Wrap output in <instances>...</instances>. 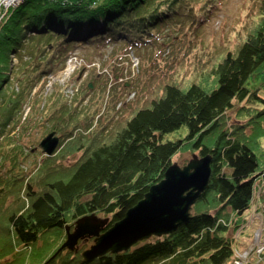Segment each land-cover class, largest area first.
I'll return each instance as SVG.
<instances>
[{
  "label": "trees",
  "instance_id": "1",
  "mask_svg": "<svg viewBox=\"0 0 264 264\" xmlns=\"http://www.w3.org/2000/svg\"><path fill=\"white\" fill-rule=\"evenodd\" d=\"M247 2V16L258 23L236 51L215 64L212 83L169 81L160 95H151L144 85L130 82L139 100L127 102L113 126L115 114L105 124H93L100 110L96 98L84 103L97 84L106 85L101 76L93 74L87 91L73 100L59 85L50 97L37 94L30 100L34 84L79 48L74 43L98 49L117 44L115 52L144 49L145 74L164 43L175 46L176 39L195 36L203 41V24L224 0H23L10 10L0 25V162L9 165L7 176L0 175V264L234 261L239 250L233 233L247 230L245 213L256 207L264 217V94L255 84L264 77V0ZM39 35L48 37L46 48L35 42ZM120 87L109 95L115 106L126 89ZM237 104L230 123L227 113ZM39 123L47 133L60 135L63 151L60 157L43 158L28 176L23 168L28 154L10 134L18 126L28 131ZM183 126L186 136L164 141L165 133ZM187 152L212 157L208 188L188 224L93 261L82 252L94 237L80 240L74 251L60 250L67 230L87 216L103 217L105 231L123 219L165 177L175 157ZM76 154L72 163H64ZM40 242L47 246L43 252L33 250Z\"/></svg>",
  "mask_w": 264,
  "mask_h": 264
},
{
  "label": "rangeland",
  "instance_id": "2",
  "mask_svg": "<svg viewBox=\"0 0 264 264\" xmlns=\"http://www.w3.org/2000/svg\"><path fill=\"white\" fill-rule=\"evenodd\" d=\"M247 4V0H224L222 9L219 10L212 18H210L208 22L203 24V27L205 28L203 32V41L201 37L195 36L186 41L182 38L176 39L179 42H177L175 46L170 45L171 47L169 44L166 45L164 43V45L161 46L162 49L159 50L160 53L155 59L156 63L148 61L149 69H147L145 74L144 72H141L142 62L145 61V52H143L144 49L141 50L142 52L134 49L128 51L121 49L115 52L114 50L118 47L117 44H110L102 49H98L95 45L86 44L83 46L82 44L74 43L73 45L79 48L75 49L73 52L78 51L79 55L88 61L87 66L77 70L72 75L71 80L69 81L67 79L65 83L61 81L62 78L60 80L61 83L59 81L53 82V79L49 81L50 77L48 76L63 74L61 69H63L65 66V62L67 60L66 58L62 65L44 75L36 84H34L35 86L32 89L30 100H33L34 96L37 94H42L43 97H50L53 95V89L56 85L61 87V90L64 91V94L68 100H73L76 96L81 94L83 90L87 91L84 88L87 86V82L92 79L93 74L99 75L101 76V83H104L107 86L103 84L102 86L97 84V87L93 90V92L90 93V95L87 96L84 103L87 104L90 97L91 100L96 98L100 104V110L96 115V119L93 124L96 125L99 122H103L105 124L106 121H109V118L115 114V119L111 124L113 126L115 123L121 120L119 111L122 109V107L127 102L138 99L136 96V91L134 88H132L131 84H129L130 82H133L135 85L139 84V86L140 84L144 85L153 91L151 95H160L163 91V85L169 81L189 82L200 80L202 83H212L214 80L212 70L215 67V64L228 51H236L238 45L243 41L244 37H246L247 32L255 28L258 23V19L253 21V19L247 16V10L244 9L248 6ZM170 35H175V33ZM47 39L48 37L46 38L45 36L39 35L36 37L35 42L39 43V41H41L42 48H46V46L49 44ZM170 40L173 41V37L170 38ZM164 41L168 43L169 38L165 37ZM188 47L189 49L186 50ZM50 51L51 50H49L46 55H48ZM183 51H185V53H183ZM127 52H133L135 54V61L139 60V64L138 62H130L129 59L125 57V53ZM146 53L148 54L149 50L146 51ZM105 57H107V59H104ZM93 60H99L100 65L92 66V64L95 63L91 62ZM132 63L134 64V67L130 68ZM12 64H17V61L14 58ZM135 64H138V66H135ZM105 69H107L109 72L105 71ZM82 71L83 74L80 76ZM14 76L15 74L12 76L10 74V78L14 83L13 87L16 88L17 83ZM255 81L256 86L261 88L260 93L264 94V77L259 79L256 78ZM72 83L73 85H71ZM91 83L93 85V82L90 81L88 86H90ZM51 84L54 85L53 88L50 87ZM123 84H125L126 89H122V92L124 93L118 95L120 98L115 106L116 100L111 101V97L113 96V93L117 92L118 90L114 88L117 86V89H120V86ZM73 88V92L70 91ZM130 92L132 93V97L129 100L128 94ZM133 93H135V95H133ZM109 95H111V97ZM235 106L236 107L233 110L227 113L228 121L230 123L234 122L236 118V110L239 106L238 104ZM27 112L28 111L26 110L21 123L24 122ZM187 133L188 127L183 126L176 131L165 133L163 139L164 141H173L183 138ZM48 134L49 133H47L42 123H39L36 126L34 125L33 129L28 131L23 129V127L21 128L18 126L16 129H14V131L12 130V133L10 134L14 137L18 145L21 144L23 146L21 147L24 154H28V158L23 162V168L28 176H31L35 173L40 162H43V158L47 156L40 148V142ZM62 151V149H58L53 157L56 155L57 157H60ZM78 156L79 154H76L74 157L72 156L73 158L71 157L69 160H67L68 162L64 163H72V161ZM195 157H198L197 153L193 154L191 152H187L185 154L176 156L174 160L176 163L184 165L186 162ZM59 160L60 159H58V161ZM0 167V175L6 177L8 174L9 165L6 164L5 166H2L0 162ZM257 213L256 207H254L250 212H248L247 217L253 216ZM101 218L103 217L92 216V220L95 222L103 223L104 219L102 220ZM256 227L257 225L247 223V230L233 233V237L236 240L235 247H238L240 253L246 254V252L249 253L251 251L250 256L247 257L246 264H264V258H261V256L258 255L259 252H256L253 249L255 244H259V240H255L254 236ZM92 244H94V241L88 247H90ZM44 246L46 245H44L43 242H40L39 245L33 250L37 252H43L44 249L42 248ZM31 256L33 255L31 254Z\"/></svg>",
  "mask_w": 264,
  "mask_h": 264
},
{
  "label": "water",
  "instance_id": "3",
  "mask_svg": "<svg viewBox=\"0 0 264 264\" xmlns=\"http://www.w3.org/2000/svg\"><path fill=\"white\" fill-rule=\"evenodd\" d=\"M82 74L83 71L80 76ZM60 143V135L52 131L42 139L40 148L47 156H53ZM211 163L212 157L207 155L192 158L183 166L172 164L165 177L151 186L145 197L130 208L123 219L105 231L102 223L87 216L77 223L73 231L67 230V238L60 250L74 251L80 240L94 237V244L82 252L85 260L93 261L106 253L126 251L140 241L176 231L190 222L192 206L208 188Z\"/></svg>",
  "mask_w": 264,
  "mask_h": 264
},
{
  "label": "built area",
  "instance_id": "4",
  "mask_svg": "<svg viewBox=\"0 0 264 264\" xmlns=\"http://www.w3.org/2000/svg\"><path fill=\"white\" fill-rule=\"evenodd\" d=\"M22 1L23 0H0V25L2 23H4L6 21V19L8 18V14H9L10 10L12 8L17 7ZM134 55L135 54L133 52L125 53V57H127L130 62H138V64H139V60L135 61ZM104 59H107V57H105ZM87 62L88 61H86L84 57L79 55L78 51L72 52L67 57V60L65 62V66L63 67V69H61L63 74H57L56 76H53V75L48 76V77H50L49 81H51L53 79V82H55V81L60 82L61 78H62L61 81L64 83L67 79L70 81L72 78V75L77 70H79L80 68H82L84 66H87ZM91 62H95L92 64V66H96V65L99 66L100 65L99 60H93ZM138 64H135V66H138ZM133 67H134V64L132 63L130 65V68H133ZM105 71L109 72L107 69H105ZM133 71H134V69H133ZM121 81H122V79H121ZM52 84L50 85V87L53 88L54 85H52ZM71 85H73V83ZM77 85H79V84H77ZM73 90H74V88L70 91L73 92ZM128 95H129V100H130L132 97V93L130 92ZM133 95H135V93H133ZM29 109L30 108L28 107L27 111H29ZM257 216H258V213L253 215V216L247 217V223L257 224L256 232H255L254 236H255V240L256 239L259 240V244L258 243L255 244L253 249L256 252L257 251L259 252L258 255L261 256V258H264V217L261 218V217H259V216L257 217ZM250 254H251V251L249 253L246 252V254H244V253L241 254L240 251H237L236 255H235V259L231 264H246L247 257L250 256Z\"/></svg>",
  "mask_w": 264,
  "mask_h": 264
},
{
  "label": "crops",
  "instance_id": "5",
  "mask_svg": "<svg viewBox=\"0 0 264 264\" xmlns=\"http://www.w3.org/2000/svg\"><path fill=\"white\" fill-rule=\"evenodd\" d=\"M245 216H246V217L248 216V212H247V213H245Z\"/></svg>",
  "mask_w": 264,
  "mask_h": 264
},
{
  "label": "bare ground",
  "instance_id": "6",
  "mask_svg": "<svg viewBox=\"0 0 264 264\" xmlns=\"http://www.w3.org/2000/svg\"><path fill=\"white\" fill-rule=\"evenodd\" d=\"M29 106H27V108H28Z\"/></svg>",
  "mask_w": 264,
  "mask_h": 264
}]
</instances>
